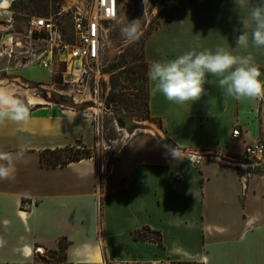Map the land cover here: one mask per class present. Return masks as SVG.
<instances>
[{"label": "crops", "instance_id": "1", "mask_svg": "<svg viewBox=\"0 0 264 264\" xmlns=\"http://www.w3.org/2000/svg\"><path fill=\"white\" fill-rule=\"evenodd\" d=\"M14 1L0 0V9ZM259 2L246 0L242 10L235 0L162 8L144 44L147 66L193 48H235L240 18ZM249 53L264 68V50L237 54ZM205 87L199 101L179 105L150 95L148 80V112L158 123L132 135L104 170L101 141L83 114L41 107L30 110L26 124L0 127V152L25 150L15 179L0 181V264H52L35 251L61 241L68 245L64 264H264V167L245 189L241 170L215 157L242 155L258 141L259 100ZM166 143L206 153L198 163L187 154L177 161ZM79 144L93 157L42 165L43 151ZM77 249L83 258L73 255Z\"/></svg>", "mask_w": 264, "mask_h": 264}, {"label": "rangeland", "instance_id": "2", "mask_svg": "<svg viewBox=\"0 0 264 264\" xmlns=\"http://www.w3.org/2000/svg\"><path fill=\"white\" fill-rule=\"evenodd\" d=\"M178 1L181 0H116V14L104 24L100 59L89 66L88 75L78 81L65 62L69 61L70 49L64 50L66 54L55 50L51 71L39 66H25V61L33 58V51L46 47L34 42L36 36L30 40V22L33 18L52 19L66 44L76 45L75 12L78 8H91L94 0L15 1L9 8L13 13V23L8 25L0 20V82L11 84L29 111L48 107L59 112H77L91 119L101 141L100 158L104 170L116 160L121 147L130 139L131 136L125 134L127 129L136 126L154 131L158 123L148 112L147 63L143 50L150 33L158 26V12ZM137 20L139 39L129 42L122 29ZM19 41L26 47L17 46ZM260 69L264 79V68ZM32 98L41 99L43 103L32 105ZM256 120L260 128L258 141L264 144V100H259ZM120 121L125 123V127L120 125ZM80 146L73 154L87 155L83 149L78 150ZM88 152L93 156L92 150ZM43 249L38 253L40 256L35 251L38 259L42 260L41 256L53 257L56 264L65 263L61 242Z\"/></svg>", "mask_w": 264, "mask_h": 264}, {"label": "clouds", "instance_id": "3", "mask_svg": "<svg viewBox=\"0 0 264 264\" xmlns=\"http://www.w3.org/2000/svg\"><path fill=\"white\" fill-rule=\"evenodd\" d=\"M237 10L246 6V0H235ZM239 34L234 37L235 48L218 46L215 50L195 48L164 60L149 63L147 77L149 94L162 95L166 100L183 105L197 102L207 95L205 85L218 86L225 97L235 100H264V79L259 65L251 53L237 54L249 47L264 50V0L251 7L247 17L241 19ZM122 34L129 42L139 39V22L128 23ZM209 76L214 79H209ZM30 111L26 102L16 95L11 84L0 82V127L8 123H28ZM171 156L184 160L180 148L168 146ZM24 148L15 153L0 152V181L15 179L16 164L23 159ZM83 258L77 249L74 254Z\"/></svg>", "mask_w": 264, "mask_h": 264}, {"label": "built area", "instance_id": "4", "mask_svg": "<svg viewBox=\"0 0 264 264\" xmlns=\"http://www.w3.org/2000/svg\"><path fill=\"white\" fill-rule=\"evenodd\" d=\"M116 14V0H94L91 8H78L74 15V31L78 42L76 45H67L62 32L55 22L49 18H33L30 22V40L36 36L35 43L45 44L37 51H33L32 59L25 61V66H39L43 69L52 70L53 54L56 49L62 54L64 50L69 51V61H65L68 70L73 72L75 80L82 79L88 75L89 66L95 64L100 59L103 48L105 34L104 24L111 20ZM0 20L10 25L13 23V13L9 9H0ZM17 46L26 47L21 41L16 42ZM28 58V57H27ZM77 65V67H76ZM77 78V79H76ZM97 137L98 134H96ZM242 135L239 129L234 130L233 138L238 139ZM175 147L170 143L165 144ZM189 159L198 163L203 153L206 152H186ZM212 156V155H211ZM223 164L237 166L241 170V181L243 187L247 188V183L255 175L257 170L264 167V144L257 141L255 144L247 145L242 155L215 156ZM42 252L41 248L36 249V254Z\"/></svg>", "mask_w": 264, "mask_h": 264}, {"label": "trees", "instance_id": "5", "mask_svg": "<svg viewBox=\"0 0 264 264\" xmlns=\"http://www.w3.org/2000/svg\"><path fill=\"white\" fill-rule=\"evenodd\" d=\"M18 1V0H16ZM15 2V1H14ZM145 61V58H144ZM146 63V61H145ZM148 69V66H147ZM148 78V77H147ZM148 103V101H147ZM150 115V114H149ZM151 117V116H150ZM153 121L155 120L154 118H151ZM83 149V151H86L88 154L86 155H78L77 153L73 154V151L76 149V147H66V148H60V149H55V150H45L41 153V162L43 166L46 167H64L69 165L70 163H75V162H79L85 158H91L93 157L92 155H90V153L88 152V150L90 151V149H87L85 146H80L78 148V150ZM104 175L101 174L100 176V183L101 185L104 184ZM27 201L23 200V207L26 205ZM159 235V234H158ZM136 238L140 239V234H136ZM67 243H64L61 241V249L64 253V260L66 259V254L65 251L67 249ZM43 261L46 262H50L52 264H56L54 261L53 257H42Z\"/></svg>", "mask_w": 264, "mask_h": 264}, {"label": "bare ground", "instance_id": "6", "mask_svg": "<svg viewBox=\"0 0 264 264\" xmlns=\"http://www.w3.org/2000/svg\"><path fill=\"white\" fill-rule=\"evenodd\" d=\"M4 9H8V8H4ZM30 103L33 105V104H39V103H43V101L41 100V99H31L30 100ZM43 108H45V107H43ZM97 110V109H96ZM79 114V113H78ZM120 131H122L121 129H120ZM127 131L128 132H125V134H127V135H129V136H131V133H130V131H129V129H127ZM141 133V132H148V130H145V129H141L140 127L138 128V127H136L135 128V130L133 131V133H132V135H134V134H136V133Z\"/></svg>", "mask_w": 264, "mask_h": 264}, {"label": "water", "instance_id": "7", "mask_svg": "<svg viewBox=\"0 0 264 264\" xmlns=\"http://www.w3.org/2000/svg\"><path fill=\"white\" fill-rule=\"evenodd\" d=\"M120 125H121L122 127H125V123H123L122 121H120ZM135 128H136V126H135V127H131V128H129V131H130V133H131V136H132V133H133V131L135 130Z\"/></svg>", "mask_w": 264, "mask_h": 264}]
</instances>
